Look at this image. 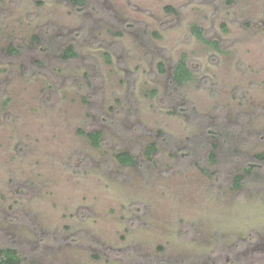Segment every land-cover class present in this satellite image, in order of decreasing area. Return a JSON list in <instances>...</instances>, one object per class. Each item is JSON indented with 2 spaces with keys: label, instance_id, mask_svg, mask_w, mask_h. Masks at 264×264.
<instances>
[{
  "label": "rangeland",
  "instance_id": "rangeland-1",
  "mask_svg": "<svg viewBox=\"0 0 264 264\" xmlns=\"http://www.w3.org/2000/svg\"><path fill=\"white\" fill-rule=\"evenodd\" d=\"M261 154L264 0H0V247L21 264H264Z\"/></svg>",
  "mask_w": 264,
  "mask_h": 264
},
{
  "label": "trees",
  "instance_id": "trees-1",
  "mask_svg": "<svg viewBox=\"0 0 264 264\" xmlns=\"http://www.w3.org/2000/svg\"><path fill=\"white\" fill-rule=\"evenodd\" d=\"M74 4L80 5L83 3V0H69ZM191 32L195 37H197L200 41H202L205 44H209L213 46L214 48L219 47V43L216 40L209 39L206 37L204 29L200 27L197 24L191 25ZM75 55V52L73 51L72 47H67L61 54V57L64 59L72 57ZM192 77V72L188 68L187 63L185 61V58L182 57L179 59L176 64L172 67L171 73H170V79L173 84L176 85H182L186 82H188ZM80 133L85 135L91 144L95 147L99 146L101 142V132L100 131H82L80 130ZM213 147H216V144H211ZM155 147L154 145H150L148 147V152L150 150H153ZM116 160L123 165H131L135 163L134 156L127 151H121L115 153ZM209 156L211 159L214 157V153L210 152ZM260 157H264V154H261ZM253 167H255V164H249V166H246V170L248 172H253ZM241 175H236L235 177V185H239V180L241 179ZM23 257L21 253L13 246H5L0 247V264H21L23 262Z\"/></svg>",
  "mask_w": 264,
  "mask_h": 264
}]
</instances>
